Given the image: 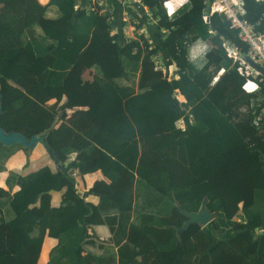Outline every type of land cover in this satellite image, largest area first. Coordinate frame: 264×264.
Wrapping results in <instances>:
<instances>
[{"label": "trees", "instance_id": "trees-1", "mask_svg": "<svg viewBox=\"0 0 264 264\" xmlns=\"http://www.w3.org/2000/svg\"><path fill=\"white\" fill-rule=\"evenodd\" d=\"M162 1L142 0L158 18L148 41L120 40L115 20L75 9L76 0H0V126L27 138L49 127L65 93L75 100L73 65L87 80L83 68L102 53L91 66V104L62 114L45 140L56 162L73 152L80 175L101 170L108 179L88 189L99 197L93 204L61 168L10 171L0 187V264H36L45 236L57 240L46 264H264V115L255 122L263 83L241 88L222 44L244 56L247 45L223 15L205 16L204 0H188L169 18ZM240 2L264 33V0ZM198 38L210 45L201 67L187 58ZM157 52L177 78L154 68ZM188 114L182 131L175 122ZM16 149L27 150L0 143V172ZM62 188L53 206L50 193ZM204 198L212 219L177 233L186 220L179 208L197 211ZM94 225L110 237L91 235Z\"/></svg>", "mask_w": 264, "mask_h": 264}, {"label": "crops", "instance_id": "crops-1", "mask_svg": "<svg viewBox=\"0 0 264 264\" xmlns=\"http://www.w3.org/2000/svg\"><path fill=\"white\" fill-rule=\"evenodd\" d=\"M37 1L40 4H46L49 0H37ZM114 11H115V15H117L118 17V22L115 23V25L113 26L112 33L115 34L120 40H122L123 38H133L135 34V29L131 25L128 26L122 22L123 12H122L121 7L116 5L114 7ZM47 15L54 16V9L50 10L47 13ZM0 26L5 29L4 25H0ZM190 47L187 50L189 60L196 67H201L206 61L205 57L210 48V45L208 44L207 41L198 38L193 42V44ZM192 51L196 54L194 58L191 57ZM101 58H103L102 53H100V57H98L94 62H96L98 59H101ZM162 59H163L164 66L165 67L168 66L166 71L170 72V77H168V79L177 78L178 74H177L176 65L175 64H172V65L165 64V59L164 58ZM94 62H92L87 68H83V72H85L87 75L86 77L87 80L83 79L82 81H81L82 79L81 71L79 72L75 71L74 65H73L72 71L77 77V81L73 86V89L75 90V93H74L75 100L73 101H76V103L75 105H73V101L71 100L69 95L65 93L63 99L59 103L57 113L54 117L56 121H55L53 128L56 127L61 122L60 117L62 114H65L66 117H68L73 110L86 109L91 104L95 96V93L92 90V87L90 85V82L93 77V70L91 69V66L92 64H94ZM84 87L87 88L86 91H84ZM175 96L180 102L184 101L183 96L178 91L175 92ZM53 102H54V99L48 101V103H53ZM75 158H76V154L72 153L68 155L64 163H58L54 160L51 152H49V150H47L44 147V145L39 142H37L32 148H27V150L16 149L4 161V164H3L4 169L0 172V187L4 190L8 189V187L6 186L5 180L10 171H16L24 175L32 171H35L41 168L42 166H48L52 171H56L57 168L69 169L71 168V166H73ZM73 179L75 180V187H76L78 194L83 196V198L86 201L91 202L93 204L98 203L99 197L96 194L87 193L88 189L91 188L92 185L96 181L103 180V181L108 182V179L104 176L101 170H96L94 172L86 173L83 175H80L78 173L76 176L73 177ZM17 189H18V186H14L11 191L13 192ZM63 192H64V188L51 191L50 193L51 204L53 206H58L60 204ZM218 232L221 234V237H227L231 235V233L226 230H220ZM89 233L91 235L98 237L100 240H107L110 237L108 228L104 225L92 226L89 229ZM56 243H57V240L55 238L49 237V236L44 237L36 264H46L48 260L49 251Z\"/></svg>", "mask_w": 264, "mask_h": 264}, {"label": "built area", "instance_id": "built-area-1", "mask_svg": "<svg viewBox=\"0 0 264 264\" xmlns=\"http://www.w3.org/2000/svg\"><path fill=\"white\" fill-rule=\"evenodd\" d=\"M188 0H163L162 7L166 15L171 18L175 15L178 9L183 7ZM206 5H209L210 13H218L229 22V26L237 30L238 37L247 45V54L256 64L264 68V33L255 29V26L244 19V8L240 0H204ZM119 6L122 9V22L135 29V33L141 34L151 41L148 34V26H153L157 23L158 18L152 17L148 7L142 0H76L74 8H84L88 11H98L99 13L108 15L109 20H113L114 7ZM139 8V9H138ZM125 26V25H124ZM134 38V37H133ZM226 55L237 63V71L244 76L245 80L241 88L251 93L257 91L259 82L264 86V77L252 68L244 59V55L240 54L234 46L222 44ZM195 53L191 52V57H195ZM154 68L161 70L167 77H170V72L166 71L167 67L163 64L161 53L157 52L154 55ZM172 65V64H170ZM222 70L218 72L221 73ZM217 75L213 77L212 82L217 80ZM261 115H264V105L261 107L259 114L255 118L258 121ZM187 122L192 123L193 117L189 114L187 119L184 116L179 117L175 125L178 129L184 131ZM71 176L77 175L76 168H69Z\"/></svg>", "mask_w": 264, "mask_h": 264}, {"label": "water", "instance_id": "water-1", "mask_svg": "<svg viewBox=\"0 0 264 264\" xmlns=\"http://www.w3.org/2000/svg\"><path fill=\"white\" fill-rule=\"evenodd\" d=\"M210 12L209 5H206L204 10V15H208ZM245 61L254 68L261 76L264 77V68L256 64L248 55L244 56ZM1 112V104H0ZM56 119L52 121L49 127L43 129L42 131L32 134L29 138L25 137L23 134L15 131H5L0 126V143L4 146H10L13 144H19L23 147L32 148L37 142L42 143L44 147L49 150V145L46 143V135L49 130H51L55 124ZM53 157L54 154H53ZM179 210L186 216V220L183 222L181 227L176 228L177 233L180 230H184L189 224L196 223L198 225H205L212 219V213L206 207V198H204L197 211L188 212L185 209L179 208Z\"/></svg>", "mask_w": 264, "mask_h": 264}, {"label": "clouds", "instance_id": "clouds-1", "mask_svg": "<svg viewBox=\"0 0 264 264\" xmlns=\"http://www.w3.org/2000/svg\"><path fill=\"white\" fill-rule=\"evenodd\" d=\"M114 16H115V11H114ZM113 20H114V17H113ZM112 29H113V26H112ZM135 34H136V33H135ZM135 34H134V35H135ZM127 39H130V38H127ZM192 44H193V42L188 46V49H189V47H190ZM190 48H192V47H190ZM187 58H188V51H187ZM188 60H189V58H188ZM189 61H190V60H189ZM220 70H222V72H223V69H220ZM220 70H219V71H220ZM219 71H218V72H219ZM222 72H221V73H222ZM221 73H219V74L217 73L216 75L219 77V75H220ZM216 75H215V76H216ZM260 76H261V75H260ZM218 77H217V79H218ZM262 77H263V76H262ZM214 82H216V80H215ZM214 82H212V84H213ZM254 92H256V91H254ZM251 93H252V92H251ZM188 115H189V114H188ZM190 115H191V114H190ZM191 116H192V115H191ZM184 117H185V116H184ZM187 117H188V116H187ZM185 118H186V117H185ZM72 153H73V152H72ZM72 153H70V154H72ZM70 154H69V155H70ZM52 155H53V154H52ZM67 157H68V156H67ZM53 158H55V157H53ZM75 161H76V159H74V162H75ZM61 163H64V162H61ZM71 168H76V169H77V167L74 166V165L71 166ZM63 169H64V168H63ZM64 171H66V172L68 173V175L71 176L70 173H69V169H64ZM77 174H78V170H77ZM72 177H73V176H72Z\"/></svg>", "mask_w": 264, "mask_h": 264}, {"label": "rangeland", "instance_id": "rangeland-1", "mask_svg": "<svg viewBox=\"0 0 264 264\" xmlns=\"http://www.w3.org/2000/svg\"><path fill=\"white\" fill-rule=\"evenodd\" d=\"M114 20H115V23L118 22V17H117V15L114 16Z\"/></svg>", "mask_w": 264, "mask_h": 264}]
</instances>
